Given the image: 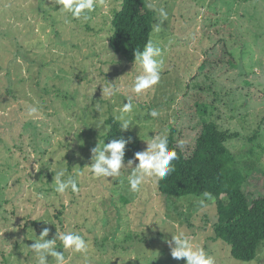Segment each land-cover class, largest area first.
<instances>
[{"label": "rangeland", "instance_id": "1", "mask_svg": "<svg viewBox=\"0 0 264 264\" xmlns=\"http://www.w3.org/2000/svg\"><path fill=\"white\" fill-rule=\"evenodd\" d=\"M120 3L96 0L87 19H74L54 0H0V264H36L24 246L45 227L47 239L73 230L89 242L87 256L65 251L70 264H186L165 242L178 231L216 264H264V242L242 262L213 239L214 199L201 207L202 196L165 197L151 179L132 192L131 169L95 178L84 168L106 120L131 97L128 130L143 150L147 137L173 131L189 155L203 122H217L237 133L226 145L240 166L253 164L242 187L248 202L264 197V0H147L156 23L160 7L168 13L152 34L166 54L160 83L139 95L131 92L138 66L108 45ZM108 83L118 89L111 97L102 96ZM60 168L77 178L78 193L55 191Z\"/></svg>", "mask_w": 264, "mask_h": 264}, {"label": "trees", "instance_id": "2", "mask_svg": "<svg viewBox=\"0 0 264 264\" xmlns=\"http://www.w3.org/2000/svg\"><path fill=\"white\" fill-rule=\"evenodd\" d=\"M119 6L113 9L110 19L108 45L114 54L133 64L135 51L142 50L152 39L156 12L147 0H121ZM106 125L108 128L102 137L105 144L114 138H131L125 149V164L136 152L143 151L141 141L131 131L121 132L118 119L110 117ZM236 136L237 133L223 130L217 122H203L194 149L185 155L176 145L171 131L167 141L169 148L177 153L173 161L175 171L156 182L155 187L165 197L211 193L217 212L212 225L213 239L227 244L235 260L252 262L264 242V197L249 203L243 192L253 164L241 167L238 157L227 147V141Z\"/></svg>", "mask_w": 264, "mask_h": 264}, {"label": "clouds", "instance_id": "3", "mask_svg": "<svg viewBox=\"0 0 264 264\" xmlns=\"http://www.w3.org/2000/svg\"><path fill=\"white\" fill-rule=\"evenodd\" d=\"M55 6H58L59 12L70 14L74 19H87L88 13L96 7V0H54ZM153 11H157L154 5H149ZM159 22L153 25V33L162 31L163 23L168 18L167 11L160 7L158 9ZM166 48L153 39H149L142 50L135 51L134 64L138 66L139 74L136 75L131 92L143 94L147 90L154 89L160 83L161 73L165 64ZM118 89L114 84H109L102 88V96L111 97ZM98 107V105L96 106ZM134 104L131 97L127 99L126 104L120 108L121 132L129 129L133 125L131 113L134 111ZM39 109L30 107L29 116H35ZM149 115L153 118L159 116L156 110H151ZM131 142V138L124 137L110 139L109 143L99 141L91 149V164L85 166L95 178L120 177L122 169H131L127 177L129 189L132 192H138L141 186L148 182L153 183L166 178L175 171L173 161L177 159L175 150L170 149L165 133H156L153 138L147 137L146 149L134 154V158L127 161L125 165L126 145ZM138 162V163H137ZM135 164V167L133 165ZM55 191L59 194H66L69 190L72 193H78L77 178L67 174L66 168H60L53 176ZM202 199L199 200L201 207L206 206V200H212L211 193L204 192ZM43 199V194H40ZM45 224H50L45 222ZM49 229L45 227L40 236L33 240L34 243L24 248L30 250L36 259V264H70L71 256L65 255V251L79 253L87 256L89 251V242L77 231H59L52 239H47ZM169 248L172 258L176 260H185L186 264H216L215 258L210 255L203 247L194 243L193 240L183 231L171 235L170 240L165 241ZM61 248L63 251H58ZM51 257V261H49ZM22 261V260H20Z\"/></svg>", "mask_w": 264, "mask_h": 264}]
</instances>
